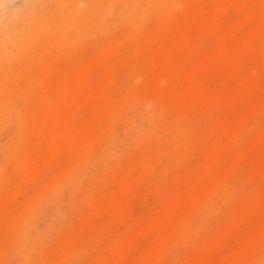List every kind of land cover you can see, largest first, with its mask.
Wrapping results in <instances>:
<instances>
[{
    "label": "rangeland",
    "instance_id": "obj_1",
    "mask_svg": "<svg viewBox=\"0 0 264 264\" xmlns=\"http://www.w3.org/2000/svg\"><path fill=\"white\" fill-rule=\"evenodd\" d=\"M0 264H264V0H0Z\"/></svg>",
    "mask_w": 264,
    "mask_h": 264
}]
</instances>
